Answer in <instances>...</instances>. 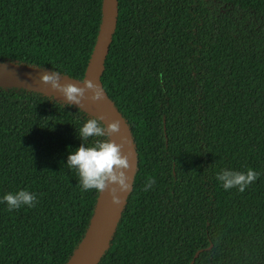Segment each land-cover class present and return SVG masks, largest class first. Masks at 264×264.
<instances>
[{
	"label": "trees",
	"instance_id": "1",
	"mask_svg": "<svg viewBox=\"0 0 264 264\" xmlns=\"http://www.w3.org/2000/svg\"><path fill=\"white\" fill-rule=\"evenodd\" d=\"M102 3L0 0V62L81 80ZM100 81L137 166L97 264H264V0H117ZM92 116L0 86V196L37 197L0 203V264H65L77 247L99 191H82L65 163ZM225 168L259 175L225 190Z\"/></svg>",
	"mask_w": 264,
	"mask_h": 264
},
{
	"label": "water",
	"instance_id": "2",
	"mask_svg": "<svg viewBox=\"0 0 264 264\" xmlns=\"http://www.w3.org/2000/svg\"><path fill=\"white\" fill-rule=\"evenodd\" d=\"M117 16V0H103L102 16L96 40L86 66L84 76L81 80L74 79L66 74H61L49 69L30 66L13 62H0V86L22 87L25 89L38 91L46 95H52L54 99L67 102L61 92L53 90L49 85L43 83L46 73H58L60 75L59 83L82 86L85 80L93 81L97 84L103 93V98L92 101L87 98L86 93L81 104L78 106L81 110L93 115L103 117V123L107 124L112 120L120 121V131L113 133L110 137L113 141L119 143L120 136L128 137V143L122 148V154L127 155L130 169L128 171L130 188L121 195V202L114 204L108 196L107 189L98 192L93 214L90 218L87 229L74 249L73 253L65 264H97L109 245L110 238L116 228L117 222L121 216L122 209L132 188V183L137 166V154L133 144L130 129L121 113L114 107L112 100L105 92L100 75L103 71L104 59L108 51L112 33L114 31ZM197 251L195 257L198 255ZM193 260L189 264H192Z\"/></svg>",
	"mask_w": 264,
	"mask_h": 264
},
{
	"label": "clouds",
	"instance_id": "3",
	"mask_svg": "<svg viewBox=\"0 0 264 264\" xmlns=\"http://www.w3.org/2000/svg\"><path fill=\"white\" fill-rule=\"evenodd\" d=\"M58 73H46L43 83L51 89L62 93L67 103L80 105L86 93L88 99L97 101L103 98L101 88L93 81L85 80L82 86L59 83ZM120 131V121L112 120L107 124L103 123V117L92 116L86 119L79 128L80 145L68 153L66 163L69 169H75L82 191L95 189L103 192L107 189L108 196L114 204L121 202V195L129 190L128 182L130 164L127 155L122 154V148L128 143V137L120 136V142L113 141L110 137L113 133ZM95 137L92 143H83L89 138ZM259 173L248 168L245 171L232 169H221L216 178L221 186L227 190L236 187L239 191H244L245 187L256 180ZM155 181L149 178L145 183V190L150 188ZM36 194L20 188L15 192H5L0 196V203H4L9 210L20 208L21 206L32 207L36 201Z\"/></svg>",
	"mask_w": 264,
	"mask_h": 264
}]
</instances>
